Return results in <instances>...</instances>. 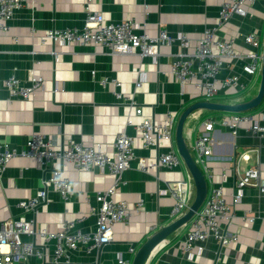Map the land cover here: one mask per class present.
<instances>
[{
	"label": "crops",
	"instance_id": "1",
	"mask_svg": "<svg viewBox=\"0 0 264 264\" xmlns=\"http://www.w3.org/2000/svg\"><path fill=\"white\" fill-rule=\"evenodd\" d=\"M219 6V0H95L92 3L91 9L98 11L108 23L132 20L144 25L150 37L163 30L170 36L181 33L190 39L187 49H182L177 42L161 46L158 63L151 57L141 58L136 49L130 55L111 56L99 45L81 47L42 41L47 30L82 29L86 18L83 0H37L16 10L12 20L7 22L8 31L0 32V142L21 149L32 133H39L51 140L57 151L73 141L86 145L96 143L106 153L113 154L114 138L119 131L125 130L129 136L135 134L133 126L126 125L130 108L118 101L113 93L133 92L134 83L140 76L143 84L134 98L143 115L155 123H163L170 113L175 118V132L185 109L204 99L198 96L194 82L184 86L174 82L169 75L172 57L166 55L194 51L204 29L216 25ZM246 11L248 14L244 18L234 15L218 30L215 38L234 37V49L245 55L262 53L264 4L256 1L246 7ZM248 34L259 39L260 47L245 43ZM225 64L220 78L242 73L243 62L226 61ZM229 64L231 67L227 66ZM32 76L43 79L42 88L28 100L7 102L9 95L3 81L15 77L21 84L28 85ZM103 78L117 80L121 86L115 87L110 82L101 85ZM259 78V75L251 78L241 74L239 82L246 85L244 90L219 87L212 102L235 105L250 101L258 93ZM260 111L264 113V98L258 108L248 112ZM223 114L227 113L201 109L185 119L182 134L194 160L193 144L198 137V124L206 118L219 119ZM132 121L138 124L141 118L133 116ZM261 124L264 126V121ZM174 132L171 144L160 141L157 147L147 149L137 139L135 157L152 161L170 146L177 153ZM211 137L213 146L206 162L208 170L198 166L206 176L207 191L213 186L222 188L233 218L231 224L220 220V231L237 233V242L221 246L209 239L203 244L195 243L193 255L188 256L179 249L189 229L186 224L155 248L145 264H264V224L259 218L252 222L245 219V215L264 216V194H259L252 186L245 187L241 201L232 205L238 177L257 162L264 165V137L255 138L243 128L234 137L219 126H215ZM50 168H62L70 180L74 190L71 202H64L55 189L49 188L47 202L40 205L35 214L24 213L17 204L29 200L41 188L42 179L49 171L38 168L32 158L15 157L0 175V222L9 218L34 219L38 227L58 232L63 222L69 220L74 222L75 229L93 232L98 208L96 194L112 185L113 176L107 170L78 171L70 164L62 166L60 160H54L48 170ZM189 177L182 160L173 170L158 167L146 172L140 171L137 160H133L130 168L121 175L113 195L114 200L125 201L132 210L128 223L114 225L111 241L99 251L87 253L82 250L71 255V264H91L95 256L102 264H116L117 255L131 263L133 254L129 249L132 245L139 247L155 231L172 221L170 213L175 199L170 195L167 183ZM260 178L264 181L263 170ZM193 189L194 198V186ZM140 200L142 206H138ZM22 240L41 245L38 236L34 239L24 235ZM199 246H202L200 254L197 253ZM52 247L53 242L50 249ZM30 264L41 262L31 258Z\"/></svg>",
	"mask_w": 264,
	"mask_h": 264
},
{
	"label": "built area",
	"instance_id": "2",
	"mask_svg": "<svg viewBox=\"0 0 264 264\" xmlns=\"http://www.w3.org/2000/svg\"><path fill=\"white\" fill-rule=\"evenodd\" d=\"M37 0H0V32H7V22L12 20L14 12L25 5L33 4ZM220 9L216 25L205 28L202 36L197 40V45L192 52H180L166 55L172 57L169 75L181 86L194 82L198 90V96L205 101H212L218 93L219 87H234L240 91L246 88L241 84V74L251 78L260 76L262 53H249L245 55L236 52L234 49V37L230 39L215 38L218 30L225 26L234 16L246 17L248 12L246 7H250L256 1L264 0H219ZM95 0H83L86 18L82 29H62L47 30L42 35V41L50 40L53 43L62 45L88 46L99 45L103 47L109 55H130L134 49L139 51V56L151 57L154 63H158L159 48L169 46L175 42L182 49L190 46V39L185 34L170 36L166 31L159 30L155 37H150L144 25L140 26L132 20H123L115 23L106 22L98 11L91 9ZM141 30V31H138ZM245 43L253 47H260V41L253 34H248L244 38ZM52 55L55 53L52 52ZM226 61L243 62L241 74H228L219 77ZM231 67V65H227ZM41 77L32 76L28 85H23L15 78L10 77L3 81V85L8 92L7 102L15 99L28 100L43 86ZM113 84L120 87L117 80L101 79L100 84ZM143 77H139L134 83V91L130 93L115 91L113 95L118 101L126 104L130 108L126 125L133 126L135 134L129 136L125 130L119 131L114 138V152L108 154L101 149L99 144L86 145L69 141L60 151L55 149L51 140H47L44 135L32 133L21 149L11 147L8 143L0 142V175L6 169L8 163L15 157L32 158L36 166L42 171H49L48 176H44L41 188L36 190L34 195L27 201L17 204L24 213L35 214L37 208L47 202V190L55 189L64 202H71L74 190L70 180L64 175L62 168L55 169L48 166L54 160H60L62 166L70 164L74 169L83 172H93L95 170H107L114 180L112 185L96 194L98 208L96 212L95 230L91 233H83L80 229H75L74 222L66 220L63 227L58 232H52L47 228L38 227L34 219L25 221L23 218H9L0 222V264H30V259L35 258L41 264H71L70 257L82 250L90 253L99 251L105 244L111 241L112 228L116 224L128 223L132 216V210L125 201L113 199L116 193L121 175L130 168L133 160H137L140 171L146 172L148 169L163 167L173 170L181 165V158L176 153L173 146L162 153H158L154 160L146 161L144 158H136L134 147L137 139L141 141L143 148L157 147L160 141L171 144L175 118L168 113L163 123H155L152 119L143 115L142 109L135 101V93L142 87ZM55 91V90H54ZM140 117L138 124H133L132 117ZM264 113L262 111L252 113H227L219 119L206 118L197 126L198 137L193 144V150L197 165H201L207 171L206 162L212 154L213 139L211 134L215 126L225 128L236 137L242 128L250 132L255 138L264 137ZM264 171V165L259 162L246 169L238 177L235 186L232 205L238 204L243 197L245 187L252 186L259 194H264V181L260 178V172ZM61 176L62 179L57 185L53 174ZM190 175V174H189ZM191 176L188 180H181L167 183L170 195L175 199L174 206L170 213L172 220L183 215L193 201V189ZM143 201L138 202L142 206ZM93 212V210H91ZM233 214L230 206L226 203L222 188L213 186L207 191V195L202 206L195 213L193 218L187 223L188 232L184 242L179 246L180 251L188 256L193 255L195 243L203 244L209 239H213L221 246H229L237 242V233H221L219 227L220 220H226L231 224ZM256 218L261 219L264 224V216L245 215L249 222ZM156 230V228H153ZM31 236L34 239L41 238V245L36 246L35 242H24L22 236ZM53 247L50 249V243ZM202 246L197 248V253H201ZM134 255L135 251L129 249ZM91 264H102L95 256ZM116 264H130L128 260L120 255L116 257Z\"/></svg>",
	"mask_w": 264,
	"mask_h": 264
},
{
	"label": "water",
	"instance_id": "3",
	"mask_svg": "<svg viewBox=\"0 0 264 264\" xmlns=\"http://www.w3.org/2000/svg\"><path fill=\"white\" fill-rule=\"evenodd\" d=\"M263 98H264V44H263L261 70H260V85L256 97H254L253 99H251L246 103L235 104V105L220 104L205 100L200 101L185 109V111L179 117L174 132L176 150L192 178L195 187V196L193 198V201L189 205L187 211L183 215L172 220L169 224L155 231L139 247H136V245H132V249L135 250V253L133 255L130 264H145L148 256L151 254L153 250H155V248H157L176 230H178L182 226H185L193 218L195 213L202 206L205 197L207 195L206 176L204 175L203 171L199 168V166L193 159L183 138V134H182L183 124L187 116L192 112L201 109L213 111V112H224V113H233V114L244 113L258 108L262 103Z\"/></svg>",
	"mask_w": 264,
	"mask_h": 264
},
{
	"label": "clouds",
	"instance_id": "4",
	"mask_svg": "<svg viewBox=\"0 0 264 264\" xmlns=\"http://www.w3.org/2000/svg\"><path fill=\"white\" fill-rule=\"evenodd\" d=\"M53 178H54V181L57 182V185L60 183V181H61V179H62L61 176H58V175H56L55 173L53 174Z\"/></svg>",
	"mask_w": 264,
	"mask_h": 264
},
{
	"label": "rangeland",
	"instance_id": "5",
	"mask_svg": "<svg viewBox=\"0 0 264 264\" xmlns=\"http://www.w3.org/2000/svg\"><path fill=\"white\" fill-rule=\"evenodd\" d=\"M260 79V78H259Z\"/></svg>",
	"mask_w": 264,
	"mask_h": 264
}]
</instances>
